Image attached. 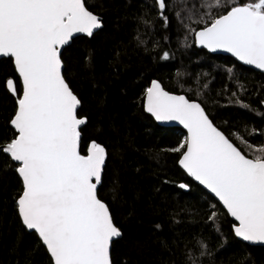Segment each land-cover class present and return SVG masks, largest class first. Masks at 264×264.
I'll list each match as a JSON object with an SVG mask.
<instances>
[{"label": "trees", "instance_id": "16d2710c", "mask_svg": "<svg viewBox=\"0 0 264 264\" xmlns=\"http://www.w3.org/2000/svg\"><path fill=\"white\" fill-rule=\"evenodd\" d=\"M165 2L161 16L157 0H85L103 27L62 53L64 76L81 100L79 116L88 119L81 150L87 153L95 140L108 151L98 194L122 231L112 262L190 264L191 253L196 264H264V246L241 241L222 204L179 166L181 153L171 149L185 130L158 124L144 107L146 89L159 79L167 90L199 101L246 155H264V73L195 43V31L210 22L205 13L214 18L226 9L207 8L210 0ZM21 90L13 59L1 58L0 146L17 134L10 121ZM17 167L0 153V264H54L19 215Z\"/></svg>", "mask_w": 264, "mask_h": 264}, {"label": "snow or ice", "instance_id": "6c2138e0", "mask_svg": "<svg viewBox=\"0 0 264 264\" xmlns=\"http://www.w3.org/2000/svg\"><path fill=\"white\" fill-rule=\"evenodd\" d=\"M166 6L157 0L161 16ZM207 8L226 11L214 18L205 13L210 22L195 31V43L264 70V0H210ZM102 27L85 0H0V57L13 59L22 85L10 121L17 134L0 151L18 163L19 215L38 233L54 264H112V242L122 235L98 196L106 149L93 141L82 154L80 127L86 118L78 117L81 101L65 80L61 59L76 34L92 37ZM6 86L17 92L13 80ZM145 100L157 121L179 122L187 130L171 151L181 153L179 164L187 174L238 222L235 235L264 243V155L249 158L213 124L201 103L171 94L157 81L146 89ZM188 259L196 264L191 253Z\"/></svg>", "mask_w": 264, "mask_h": 264}, {"label": "water", "instance_id": "95a60500", "mask_svg": "<svg viewBox=\"0 0 264 264\" xmlns=\"http://www.w3.org/2000/svg\"><path fill=\"white\" fill-rule=\"evenodd\" d=\"M85 6H86V4H85ZM87 7V6H86ZM88 8V7H87ZM88 10L89 11H91L89 8H88ZM92 12V11H91ZM94 13V12H93ZM95 14V13H94ZM97 15V14H96ZM99 16V15H98ZM100 17V16H99ZM101 18V17H100ZM102 23H103V21H102ZM98 30H96L95 32H97ZM94 32V33H95ZM79 36H87L86 34H76L74 37H73V39L69 42V44L68 45H66L62 50H61V52L63 53V51L65 50V48L66 47H68L69 45H71V43L73 42V40L75 39V38H77V37H79ZM205 49V48H204ZM208 52H210V53H212V54H222V55H226V56H230V57H233L235 60H237L238 62H240L241 64H243V65H245V66H247V67H250V68H254V69H256V70H258V71H261V72H263L264 73V70H261V69H258V68H256L255 66H252V65H247V64H244L243 62H241V61H239L236 57H234L231 53H227V52H224V51H217V52H211L210 50H208V49H206ZM1 58H9V57H0V59ZM61 59H62V55H61ZM63 61V60H62ZM63 75H64V68H65V65H64V62H63ZM65 77V76H64ZM65 80H66V78H65ZM67 81V80H66ZM153 81H157V82H159L160 83V85L164 88V90L165 91H167V92H169V93H171V94H175V95H185L187 98H189L186 94H179V93H174V92H171V91H169V90H167L165 87H164V85L162 84V82L159 80V79H153L152 81H151V84H152V82ZM69 84V83H68ZM151 84H150V86H151ZM70 86V85H69ZM149 86V87H150ZM70 88H71V86H70ZM72 89V88H71ZM72 91H73V89H72ZM74 92V91H73ZM74 94L77 96V94L74 92ZM78 97V96H77ZM78 99H79V97H78ZM190 99V98H189ZM80 100V99H79ZM191 100V99H190ZM81 101V100H80ZM195 101H197V100H195ZM197 102H199V101H197ZM200 103V102H199ZM202 105V104H201ZM144 107H145V111L147 112V110H146V100H144ZM202 107H204L203 105H202ZM81 108V103H80V106L78 107V109H77V114H78V117H80L79 116V109ZM205 109V108H204ZM205 112L207 113V111H206V109H205ZM148 113V112H147ZM149 115H151L153 118H154V116L151 114V113H148ZM208 114V113H207ZM209 115V114H208ZM80 118H86V123H87V117H85V116H82V117H80ZM13 119V118H12ZM155 119V118H154ZM209 119H211L212 120V118L209 116ZM155 121L158 123V124H160V125H162V126H172V127H180V128H182L183 130H185V132L187 133V130L183 127V125H181V124H179V122H175V121H157L156 119H155ZM212 122H213V124L216 126V127H218L215 123H214V121L212 120ZM86 123L84 124V125H81V127H80V132H81V142H82V131H81V129L86 125ZM11 124V123H10ZM12 126V125H11ZM13 127V126H12ZM14 128V127H13ZM218 129H220L219 127H218ZM222 132H224L222 129H220ZM16 131V130H15ZM224 134L227 136V134L224 132ZM230 139V138H229ZM231 140V139H230ZM94 142H96V143H98L97 141H95V140H93ZM93 141H91L90 142V144H89V146L88 147H90V145H91V143L93 142ZM232 141V140H231ZM233 142V141H232ZM234 143V142H233ZM99 144H101V143H99ZM235 144V143H234ZM4 145H6V144H3V145H1L0 147H2V146H4ZM102 146H104L103 144H101ZM236 145V144H235ZM237 146V145H236ZM105 147V146H104ZM238 147V146H237ZM239 148V147H238ZM105 149H106V147H105ZM240 149V148H239ZM241 150V149H240ZM2 151H0V153H1ZM106 152H107V158H106V161H105V166H106V163H107V159H108V151H107V149H106ZM241 152L242 153H244L242 150H241ZM82 154H86V153H83L82 152ZM245 154V153H244ZM249 158H251V157H249ZM180 159H181V157H180ZM15 163H17V162H15ZM18 164V163H17ZM179 166L183 169V167L179 164ZM185 172H186V170L185 169H183ZM104 171H105V167H104V170H103V173H102V182H103V176H104ZM186 174H187V172H186ZM188 175V174H187ZM191 179H193L197 184H199L200 186H202L204 189H206L211 195H213L214 197H215V195L213 194V193H211V191L209 190V189H207L205 186H203L202 184H200L198 181H196L193 177H191L190 175H188ZM184 185H186V184H184ZM101 186V185H100ZM100 186H98V190H99V188H100ZM185 189H188V186L185 188ZM98 196H99V194H98ZM100 198V197H99ZM218 201H219V199L217 198V197H215ZM101 199V198H100ZM102 200V199H101ZM103 201V200H102ZM103 202H105V201H103ZM220 202V201H219ZM106 203V202H105ZM221 204H222V202H220ZM107 204V203H106ZM108 205V204H107ZM223 206V205H222ZM109 207V206H108ZM224 207V206H223ZM225 208V207H224ZM109 210H110V208H109ZM226 210V209H225ZM227 211V210H226ZM111 212V211H110ZM229 214V213H228ZM112 215V214H111ZM229 216H230V214H229ZM231 217V216H230ZM234 221H235V219L233 218V217H231ZM22 219V218H21ZM113 222H114V220H113ZM24 224V223H23ZM114 224H115V222H114ZM238 224V222L237 221H235V224H234V226L235 225H237ZM116 225V224H115ZM117 226V225H116ZM234 226H233V229H234ZM118 227V226H117ZM27 228V227H26ZM119 228V227H118ZM120 229V228H119ZM29 230V229H28ZM29 231H31V232H35V230H29ZM120 231H121V229H120ZM122 232V231H121ZM37 235H38V233H37ZM39 236V235H38ZM121 237H122V235H121ZM121 237H118V238H114V240H113V242L115 241V240H117V239H119V238H121ZM40 238V237H39ZM239 238V237H238ZM41 239V238H40ZM241 241H243V242H246V243H248V244H250V245H256V246H264V243H261V242H255V243H253V242H247V241H244L242 238H239ZM113 242H112V245H113ZM112 245H111V250H112ZM46 247V246H45ZM50 254V253H49ZM110 255H111V253H110ZM111 260H112V256H111ZM53 263H54V261H53ZM112 264H113V262H112Z\"/></svg>", "mask_w": 264, "mask_h": 264}, {"label": "bare ground", "instance_id": "6f19581e", "mask_svg": "<svg viewBox=\"0 0 264 264\" xmlns=\"http://www.w3.org/2000/svg\"><path fill=\"white\" fill-rule=\"evenodd\" d=\"M200 30V29H199ZM222 55V54H221Z\"/></svg>", "mask_w": 264, "mask_h": 264}]
</instances>
